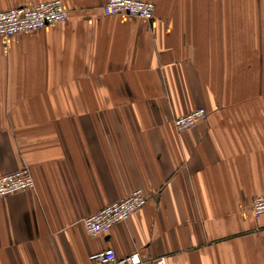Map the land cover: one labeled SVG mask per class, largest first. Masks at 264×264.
I'll return each instance as SVG.
<instances>
[{
  "label": "crops",
  "instance_id": "obj_1",
  "mask_svg": "<svg viewBox=\"0 0 264 264\" xmlns=\"http://www.w3.org/2000/svg\"><path fill=\"white\" fill-rule=\"evenodd\" d=\"M47 0H0V9ZM68 20L0 38V264H264V0H147L148 21L107 0H61ZM208 111L178 131L176 116ZM141 188L107 233L83 218Z\"/></svg>",
  "mask_w": 264,
  "mask_h": 264
},
{
  "label": "built area",
  "instance_id": "obj_2",
  "mask_svg": "<svg viewBox=\"0 0 264 264\" xmlns=\"http://www.w3.org/2000/svg\"><path fill=\"white\" fill-rule=\"evenodd\" d=\"M105 15L128 14L151 21L154 17L155 4L147 0H107L102 6ZM68 20V9L61 0H47L35 4H19L7 9H0V38L7 39L14 34H27L56 22ZM208 111L204 107H196L191 111L178 115L174 119L178 131L192 128L206 119ZM34 176L28 166L0 175V198L19 191L33 189ZM148 195L141 188L130 194L102 206L83 218V225L91 236L107 233L117 224L125 222L135 211L147 202ZM252 214L256 220L264 216V194L254 198ZM95 264H140L143 256L134 251L118 256L111 247L95 251L89 255ZM157 264H165V257L154 260Z\"/></svg>",
  "mask_w": 264,
  "mask_h": 264
}]
</instances>
